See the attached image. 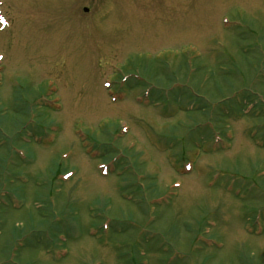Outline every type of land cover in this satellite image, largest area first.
Instances as JSON below:
<instances>
[{"label":"rangeland","instance_id":"obj_1","mask_svg":"<svg viewBox=\"0 0 264 264\" xmlns=\"http://www.w3.org/2000/svg\"><path fill=\"white\" fill-rule=\"evenodd\" d=\"M0 16V264H264V0Z\"/></svg>","mask_w":264,"mask_h":264},{"label":"snow or ice","instance_id":"obj_2","mask_svg":"<svg viewBox=\"0 0 264 264\" xmlns=\"http://www.w3.org/2000/svg\"><path fill=\"white\" fill-rule=\"evenodd\" d=\"M0 22H4L3 16H0Z\"/></svg>","mask_w":264,"mask_h":264}]
</instances>
